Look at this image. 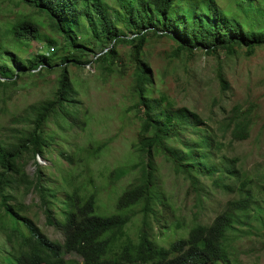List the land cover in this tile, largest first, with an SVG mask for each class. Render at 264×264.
<instances>
[{
  "label": "trees",
  "instance_id": "16d2710c",
  "mask_svg": "<svg viewBox=\"0 0 264 264\" xmlns=\"http://www.w3.org/2000/svg\"><path fill=\"white\" fill-rule=\"evenodd\" d=\"M18 1L34 8L42 18L25 15L8 29L0 26V86L13 84L26 74L57 76L54 97L32 106L34 115L28 126L12 129L16 133L11 139L0 138V229L15 249V253H10L12 264H69L66 254L80 257L84 264H243L233 242L238 232L257 230L254 221L264 224V187L262 177L251 178L243 165H237L236 158H226L222 170L230 178L223 188L233 196L211 223L194 222L167 246L151 237L145 220L137 238H132L127 229L135 208L142 204L146 217L162 194L155 176L158 155L178 162L189 176L191 170L217 171L213 166L202 167L191 154L182 155L172 148L170 142L175 137L182 139L181 133L190 132L202 119L187 107L161 106L165 97L154 96L151 68L143 57L145 44L150 38L167 36L177 42L178 56L195 49L235 52L238 46H245L252 53L255 47L264 45V0H234L244 10L245 18L224 11L216 0H192L187 8L178 5V0H134L125 10L135 27L133 36L123 34L115 18L119 10L105 0ZM82 24L92 33L91 37L88 31L80 32ZM41 27H47L52 35ZM34 40L43 42L47 52L23 56ZM121 43L131 45V58L136 64L134 101L129 110H134L139 120L132 153L142 158L137 164L140 173L117 196L114 210L110 211L111 204L100 203L98 191L89 182L77 184L68 172L65 180L71 190H64L61 216H56L57 190L40 184V178L30 179L22 159L30 153L44 156L49 145L45 127L53 116L62 112L71 124L80 125V118L72 111L80 100L69 66L90 63L87 56L95 53V46L102 45L106 49L94 62L103 64L105 71H113L115 59L120 58L117 47ZM219 76L222 88L227 89L228 82L222 74ZM249 113H241L235 106L222 135L229 134L232 141L248 139L253 123ZM206 138L212 145L214 140ZM105 146L102 143L95 147L89 142L83 151L98 158ZM65 157L71 165L82 160L72 154ZM128 173V168L118 166L110 171L109 180L114 184ZM19 183L27 190L33 187L39 192L47 222L63 232V242L50 239L32 218L22 213L21 206L12 202L15 196L8 191ZM192 184H197L194 178Z\"/></svg>",
  "mask_w": 264,
  "mask_h": 264
},
{
  "label": "rangeland",
  "instance_id": "374dc122",
  "mask_svg": "<svg viewBox=\"0 0 264 264\" xmlns=\"http://www.w3.org/2000/svg\"><path fill=\"white\" fill-rule=\"evenodd\" d=\"M105 1L119 10L115 18L123 34L133 36L135 27L130 24L125 10L134 0ZM216 1L224 11L245 18L244 10L234 0ZM177 3L187 8L192 5V0H178ZM25 15L42 18L34 8L18 0H0L2 30L12 27ZM40 24L43 26L42 22ZM83 24L79 27L80 32L88 31ZM41 29L52 35L47 27ZM91 34L88 31L89 37ZM57 38L61 42L60 36ZM177 47L175 40L164 36L150 38L143 48L144 60L151 68L154 96L165 97L161 101L163 108L187 107L198 114L202 122L190 132H182V139L175 137L170 143L176 152L191 154L202 167L213 166L217 171L198 173L191 170L189 176L178 162L163 154L157 156L155 176L162 194L157 203L151 205L152 211H148L146 217L141 210L142 204L135 208L127 231L132 238H137L145 220L151 237L165 246L181 232L188 231L194 222L211 223L233 196L223 188V183L230 182L222 171L226 158H236L237 165H243L251 178L261 176L264 187V45L255 47L252 53L247 47L238 46L235 52L207 53L195 49L193 53L183 51L180 56L176 55ZM105 49L97 45L95 53L87 56L90 63L69 66L80 100L72 111L80 118V125L71 124V119L62 112L53 116L45 127L49 145L45 147L44 156L34 157L30 153L22 159L30 179L40 178V184L57 190L56 216H61L59 208H63L64 190H71L65 180L68 172L77 184L89 182L90 187L98 191L100 203L111 204L110 211L114 210L117 196L140 173L141 167L137 164L142 158L132 153L139 120L134 110H129L134 101L132 85L136 67L131 58V45H118L120 58L115 59L113 71H105L103 64L94 62ZM12 50L16 51L15 48ZM42 51L47 52V46L34 40L29 43V52L23 56ZM219 74L228 82L227 89L222 88ZM56 76L57 73L26 74L16 78L13 84L0 86V138L11 139L16 133L12 129L28 126L34 115L32 106L54 97ZM235 106H239L241 113L249 110L253 121L251 134L243 141H232L229 134L222 135ZM206 137L214 140L212 145ZM89 142L95 147L106 144L98 158L83 151ZM71 154L82 160L71 165L65 157ZM118 166L128 168L130 173L112 184L109 174ZM193 178L196 185L192 184ZM261 191L264 198L263 188ZM8 192L15 196L12 202L21 206L22 213L32 218L50 239L64 241L63 232L48 224L36 189L27 190L19 183ZM253 224L258 229L238 232L233 244L243 264H264V224L256 221ZM10 253H15V249L12 250L0 229V264H12ZM65 257L69 264H84L76 255L66 254Z\"/></svg>",
  "mask_w": 264,
  "mask_h": 264
}]
</instances>
